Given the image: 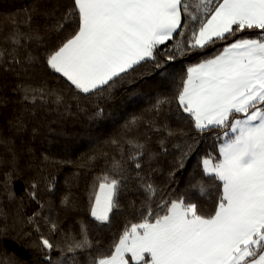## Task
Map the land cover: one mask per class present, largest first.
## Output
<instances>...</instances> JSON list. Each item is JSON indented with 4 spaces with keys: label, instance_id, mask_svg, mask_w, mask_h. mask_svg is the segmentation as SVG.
<instances>
[{
    "label": "snow or ice",
    "instance_id": "1",
    "mask_svg": "<svg viewBox=\"0 0 264 264\" xmlns=\"http://www.w3.org/2000/svg\"><path fill=\"white\" fill-rule=\"evenodd\" d=\"M7 22L0 88L4 77L40 65L64 82L80 111L83 102L92 103L94 121L104 117L102 104L113 92L137 75L154 78L160 91L150 108L81 165L107 162L91 186L88 213L105 234L124 216L114 234L90 238L83 223L73 232L38 197L41 181L31 180L28 196L38 211L10 214L0 204V264H264V0H57ZM186 57L195 62L177 67ZM12 90L21 105L11 113L0 91V190L15 203V179L33 168L40 169L45 189L55 191L44 174L54 161L49 155L41 160L23 141L38 119L35 109L51 102L68 111L70 105L63 89L46 82L33 88L20 81ZM173 101L176 127L159 119ZM39 126L31 124L33 134ZM145 128L156 136V151L151 137L141 142ZM207 134L213 150L197 156L177 190V173ZM169 144L175 155L161 187L153 174ZM128 192L135 197L125 202ZM60 203L70 211L67 196Z\"/></svg>",
    "mask_w": 264,
    "mask_h": 264
},
{
    "label": "trees",
    "instance_id": "2",
    "mask_svg": "<svg viewBox=\"0 0 264 264\" xmlns=\"http://www.w3.org/2000/svg\"><path fill=\"white\" fill-rule=\"evenodd\" d=\"M57 0H0V46L3 45V38L11 31V27L7 22V17L17 15L22 19V10H28L33 7H40L42 10L47 9L50 4L56 3ZM61 3H70V0H60ZM46 17H36L34 20H43ZM186 62H195L192 57H186L183 60L176 61L177 67ZM6 84L0 88L10 101L9 113L20 107L21 102L17 100V93L12 89L15 83L26 81L31 87L39 88L42 83L46 82V86L50 89H63L65 98L70 107L65 111L63 105L57 106L49 102L48 105L35 109L37 120L30 121L27 139L23 143L27 144L35 155L43 159L44 155H49L53 163H49L44 168V174L55 181V191L49 192L44 187V181L41 179L40 169L33 168L26 171L22 176L15 179L12 190L16 197V202L8 200L7 193L0 190V204L5 205V210L10 214L16 209H20L25 216L31 215L39 210V205L28 196L29 182L31 180H40V190L38 197L46 204H51L54 216H59L62 224L68 226L73 232H76L83 223L88 227L90 238L100 236H111L115 229H118L123 223L125 217L117 218L112 232L100 233L97 225L92 222L88 213V199L92 194V184L95 178L102 173L108 166L106 160L98 158L91 166L81 167L90 155L105 148L104 140L110 135L119 132L124 123L130 120L134 115L144 113L145 109L151 107L155 102V97L160 91V86L154 78L146 77L140 79L139 75L132 81L124 83L113 92V99L106 104H102L105 108L103 118L92 120L89 118V113L93 111L91 102H83L85 111H80L75 105L76 101L71 100L72 92L67 89L61 79L55 75L49 74L42 66L37 65L31 68L23 75L4 77ZM134 90V92H133ZM135 100V103L131 101ZM39 103V102H38ZM172 111L165 108L163 114L159 117L161 121L171 124L176 127L179 123L174 119L173 113L176 109L175 101L171 104ZM150 115V113H146ZM39 124V129L33 134L31 124ZM185 129L190 127V124L181 125ZM141 142H144L146 137H151L149 146L152 151H156L159 145L156 143V136L153 132L142 129ZM6 136H11L12 133L4 130ZM190 135H195L194 132ZM212 134H207L200 138V143L197 146L196 153L188 161L186 168L182 172L177 173L178 183L174 185L177 190L183 189L185 181L189 177V173L193 172L197 156L203 155L213 150L214 141L211 139ZM107 150V149H105ZM3 151V148H0ZM175 155V149L169 144V154L159 158L158 167L160 171L153 174V179L161 187H165L167 181V173L171 166V161ZM57 161H71V163H55ZM23 163V161H21ZM5 165L0 164V177L4 176ZM196 174L199 175V170ZM3 184L0 180V189ZM67 196L72 202V207L67 213L63 211V205L60 201ZM128 197H135L133 192L126 193L124 200ZM11 223V215L9 216ZM35 239V236H33ZM10 248H15L11 245ZM19 251V249H16ZM54 255H58L54 253Z\"/></svg>",
    "mask_w": 264,
    "mask_h": 264
}]
</instances>
